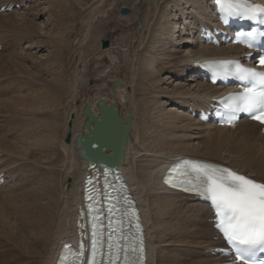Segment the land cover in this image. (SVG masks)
Listing matches in <instances>:
<instances>
[{"label":"bare ground","instance_id":"obj_1","mask_svg":"<svg viewBox=\"0 0 264 264\" xmlns=\"http://www.w3.org/2000/svg\"><path fill=\"white\" fill-rule=\"evenodd\" d=\"M29 1L1 0L0 5L8 7L9 4H28ZM44 1L49 17L57 19L69 5L68 0ZM144 1L121 0L115 3L114 10L116 6L120 8L131 4V13L120 15L127 16L132 30L126 29L129 34L123 35L119 42L102 43L103 50L95 54L92 52L90 62L93 67L89 69L94 72L92 80L95 82L96 79L99 83L93 87L96 95L88 102L81 101L76 107L68 101L64 106L66 115L56 108L66 94L61 73L56 72L63 68L61 60L58 63L49 61L50 58L44 70L38 69V64L27 70L23 61L31 63L27 58L29 55L17 51L12 53L13 42L34 38L33 49L30 46L28 51L47 46V41L44 43L39 39L40 33L34 22L44 13V8L37 14L31 13V19L0 16V43L6 40L2 46L12 51L5 56L6 61L0 63V76L4 77L5 72L11 69L15 70L13 73L24 76L17 77V82L9 83L13 85L11 90L16 93L15 96L0 99V178L3 179L0 186V264H54L62 244L76 240L74 226L77 211L82 206V183L85 176L91 173L87 170L88 160L80 158L75 139L87 132L84 126L86 118L82 115L84 106L88 103L90 113L96 116L99 99L104 100L107 106L113 104L122 119L126 115L131 117L122 164L117 169L122 171L140 211L145 244L144 264H226L230 261L214 253L216 248L224 246L207 222L211 218L208 207L192 197L166 189L162 185V176L169 164L188 158L227 167L264 184L262 127L245 119H239L232 128L218 127L200 123L191 115L200 109L208 111L214 104L212 99L224 93L222 87L206 82L198 63L217 57H244V54L238 46L216 47L201 36V28L219 26L210 0H168L181 15L186 12L184 8L190 9L186 14L192 22H187L184 31L192 36V29H197V33L192 38L184 34L179 40L175 39L190 48L186 56L179 55L182 54L179 47L174 52L166 51V55L165 51L153 52V49L164 47L168 50L171 47L173 38L169 34L173 35L174 29L172 26L171 29L170 26L166 28V22L162 20L164 17L161 19L158 16L156 22L152 20L155 11L161 8H158V0H152L150 7ZM96 2L102 5L104 0ZM256 2L264 3L263 0ZM165 7H168L167 3ZM38 9V6L33 8ZM168 18L170 16L166 21ZM173 18L176 19V16ZM193 21L195 26H192ZM87 26L90 27V24ZM12 35L16 36V40L13 38L15 41L10 39ZM159 40H164V43L160 44ZM50 41L53 53H58L62 47L60 43L65 42L60 38ZM195 46L198 49H192ZM40 64L46 65L41 61ZM85 67L78 71L80 78L74 76L70 81L69 96L72 98H78L77 91L83 82ZM122 73L125 76H121ZM162 73L174 78L185 75L188 83L178 85L177 90L168 93L161 87L165 81L161 79ZM114 80L120 82L119 87H113ZM127 84L131 87L130 92H126ZM8 89L2 88L0 96ZM164 103L186 106L190 112L185 117V114L165 111ZM118 106L122 107L121 111L124 108V112L117 110ZM63 120L65 125L69 122L70 127H64ZM174 132L177 135L180 132V137L175 138ZM186 133L196 137L190 138ZM64 134L68 135V142L63 141ZM194 138L200 140L197 145L190 143Z\"/></svg>","mask_w":264,"mask_h":264},{"label":"rangeland","instance_id":"obj_2","mask_svg":"<svg viewBox=\"0 0 264 264\" xmlns=\"http://www.w3.org/2000/svg\"><path fill=\"white\" fill-rule=\"evenodd\" d=\"M24 1L25 0H22V3H24ZM96 1L97 0H68L69 5H67L68 7H66V9H64L65 10V12L63 14L64 16L63 15L59 16L61 19L59 17H58V19L57 18H53L52 16L49 17L48 12L46 11L47 7L45 5V1L44 0L43 1L41 0L39 2L35 1V0H30L28 2V4H21V5H19V4H16V5L9 4L8 7H7V5H3L1 7L0 16L1 15H7L5 17H9V18L11 17V18L16 19V20H20V19H24V18H28V19L30 18L31 19L32 17H30V16L32 14H34V13L37 14L40 11V9L42 10L44 8V11H43L44 13H41L42 12L41 11L40 12L41 15L38 16L34 20V22L37 25L38 32L40 33L39 39L43 40L44 43H45V41H47L46 42L47 46H45V47L43 46L44 48L42 47L41 49H37V51H35V50L34 51L33 50L28 51L27 48L30 47V46H31L30 48L33 49L34 41H35V39L33 38V39H30L31 41L30 40H28V41L24 40L22 42H16V43L13 42V48H12L13 52H12L11 50H7L6 47L4 48L2 46L3 44L6 43V40H3V42L0 43V63L6 61L5 56H7L10 52L15 53V51H17L19 54H22V55H24L25 53L27 55H29V56H27V58H29L32 62L27 64L25 61H23L24 66L27 67L26 68L27 70L29 69V67L33 69L34 64L35 65L38 64V69H43V68L45 69L47 67V63L49 61L54 60L55 62L59 61L58 63H60V60H61V64L63 65V68H59L56 72H58V73L60 72L61 73V76L63 78L62 81H63V84H65V88H66V91L64 92V93H66L65 94L66 96L64 95L63 100L61 102V105L56 107V108H57V110H59L63 114L66 113V111L64 110V106H66L65 103L67 104L68 101H69V103L71 105L74 104L73 106L76 107V106H78L81 103V101H87L88 102L90 97L92 98L93 96L96 95L95 92H93V87H95V85H98L99 83L96 81V79H94L95 82L92 80L93 79L92 76H93L94 72L91 69H89V68L93 67L92 66L93 64L90 62L91 61L90 59L93 56L92 52L95 54L96 52H98L100 50H103L101 48L103 42H107L108 45L109 44H113L114 42L117 43V41L119 42V40L123 37V35H128L129 34L130 31H126V29L127 30H129V29L132 30V26H131L130 20L128 18H126L128 15L127 16H121L120 13H119L122 8L130 10V8L132 7L131 4H125V6L123 7V6H121V4H122L121 3V4H119L121 6L120 7L121 9L118 8L119 6L118 7L116 6L117 8L115 7V10H114L113 6L115 5V3H119L121 0H106V1L104 0L102 5L100 3H98V2H96ZM0 2H1V0H0ZM6 2L7 1H5V3ZM157 2H158V8H160V7L161 8L157 9V11H155V14H154L155 17H153L154 19H152V20H155L154 22H156V18H158V16H161V19L164 17L162 20L166 22V24H165L167 26L166 28H168L170 26L169 28L171 29V26H172L173 27L172 29H174L173 30L174 33H173V35H172V33L169 34L173 38L172 39L173 43L171 45L172 48L170 47L168 50L163 49L164 47L160 48V49L159 48L158 49H153V52H156V50H159V51H162V52L165 51V55H166L167 54L166 51L170 50V51L174 52L179 47L178 50H180L182 52V54L180 53L179 55L180 56L181 55L182 56H186L187 50L190 51L189 50L190 48H188L187 45H183V43L181 41H180V43L178 41H175V39L179 40V38H182L185 35H188V33H185L184 30H186L187 22H192V20L189 19L190 16H188L186 14V12L187 13L190 12V9L187 10V8H184L185 6L183 5L182 8H184L186 10V12H185L184 15H181L179 13V11L177 9H175V6L173 5V3H170V2L168 3V0H165V1L164 0H158ZM127 3H129V2H127ZM145 3L147 4L148 7L153 5L152 0H148V1L145 0L144 4ZM163 3H165V4L167 3V6H168L167 8L168 9L166 7L164 8L165 4H163ZM98 5H99V7H97ZM34 6L35 7L38 6L39 9L38 10H33V8H35ZM29 7H32V8L29 9ZM162 8H164L163 11H162ZM117 11H119V12H117ZM160 11H162V12H160ZM129 13H131V12H129ZM157 14H159V15H157ZM167 16H170V18H168V21H166L167 20ZM174 16H176V19L173 18ZM187 16H188V18L185 19V21H183V19L186 18ZM121 17H122V19H121ZM196 18H199V17H196ZM104 20H107V21L105 22ZM123 22H124V24H123ZM88 23L90 24V27L87 26ZM118 24H119V26H118ZM139 24H141V25H139ZM139 24H138L139 26H141V27L143 26L142 23H139ZM0 25H2V23H0ZM124 25L128 26V27H125ZM41 26H42V28H41ZM174 26H175L176 29L174 28ZM192 26H195V22L194 21L192 23ZM92 27H93V29H92ZM96 29H97V31H96ZM89 30H91V31H89ZM121 32H122V34H121ZM192 32H193L192 33L193 35H196L197 29H192ZM6 34H9V33H6ZM1 35H2V33L0 32V36ZM170 36H169V38H170ZM188 36L190 38H192L191 35H188ZM9 37H11L10 38L11 40H14L13 38H15L16 36L12 35V36H9ZM37 38L38 37H36V40H37ZM59 38L62 41L65 40V42L63 41V43H65V44H63L61 42L60 44H61L62 47H60V49H59L60 51H57L58 53H56V51L53 53V51L51 50L52 47H50L49 41L51 39H58L59 40ZM15 40H16V38H15ZM160 42L164 43V40H162V41L159 40V43ZM159 43H157L156 46H158ZM84 45L86 47L85 49H84ZM117 47H120V45H117ZM149 47H152V45H149ZM216 47H219V46H216ZM192 49L195 50V49H198V48L195 46ZM218 50L219 49H217V51ZM52 55L54 56V59H52V57H51ZM129 56H131V55H129ZM56 59H57V61H56ZM40 61H41V63H45L46 64V65L44 64L45 67L40 64ZM103 64H104V67L107 66L104 61H103ZM84 65L87 68L85 67L86 70L84 69V74L82 76V81H83L82 84H81L82 88L80 87V90L77 91V93H79V95L77 96L79 99L78 98H72V97L69 96L70 92H71V88H70V83L71 82L70 81H71L72 78H74V76L77 77V78H80V76L78 74V71L82 70V67H84ZM41 66H42V68H41ZM51 66L53 67V65H51ZM14 71L15 70H13V69H11L9 71H6L5 72V76L8 75L6 77L5 76L4 77L0 76V90L2 88H4V89L6 88V90H7L9 88V86H10V88L8 89V92H4L0 96V99H10L11 97L16 95V93H14L13 90H11V88H13V85H10L9 83H10V81L13 82V83L17 82L18 81L17 77L22 78L24 76L23 75L20 76L19 74H15V73H13ZM62 71H64V72H62ZM63 75H64V77H63ZM120 75L121 76H125L124 73H122ZM121 76H120V78H122ZM184 76L185 75H181V77H177V78L175 77L174 78V77H172V75H168V74L165 75L164 73H162L161 74V79L165 80V81H164V83L162 84L161 87L163 89H165L166 92L171 93V92L177 90L178 85H183L184 86L185 84L188 83V79L186 77H184ZM189 78H190V76H189ZM85 85L88 87L87 89H86ZM173 88H174V90H173ZM80 91H81V94H80ZM130 91H131V87L128 85L126 87V92H130ZM163 101H165V99ZM162 105H163V109H165V111L166 110L173 111V112L181 114V115L185 114L184 115L185 117H186V115H188L187 113L190 112V111H188L189 109L187 110L186 106L185 107L184 106L180 107V105H178V104H171V103H164ZM121 106L124 107V105H121ZM118 107L119 108L117 110H119L120 112H122V111L124 112V108L121 111L122 107H120V106H118ZM185 110H187V111L185 112ZM191 115H193V114H191ZM0 123H1V119H0ZM62 124H63L64 127L68 128V126H66V125H69V122L65 125V120H63ZM194 132H198V131H194ZM175 133L176 132H174L175 138L177 136L180 137L179 136V134H181L180 132L178 133V135L175 134ZM186 134H188V133H186ZM188 135L190 136V138H193V136L196 137L193 134H191L192 135L191 136L190 133ZM67 136L64 134V136L62 138L64 142H65ZM199 141L200 140H198L197 138L196 139L194 138V139L190 140V143H191V145L192 144L193 145H197V143ZM183 143H185V142H183ZM69 180L70 179H68L67 181H69ZM207 222L210 225V222L209 221H207Z\"/></svg>","mask_w":264,"mask_h":264},{"label":"snow or ice","instance_id":"obj_3","mask_svg":"<svg viewBox=\"0 0 264 264\" xmlns=\"http://www.w3.org/2000/svg\"><path fill=\"white\" fill-rule=\"evenodd\" d=\"M217 2L222 7H227L230 12L233 9L239 12L240 6H243L247 8L249 18H256L257 13H259L262 17L261 22H264V8L247 5L244 0H217ZM260 63L264 64V57L260 58ZM237 71L240 74V79L258 78L260 84L264 85V73H257L239 66H237ZM240 99L243 102L244 111H253L259 108V113L255 114L253 118L264 123V89L257 92L250 88L243 93ZM182 163L184 166V171L180 173L182 178L173 186L183 187L185 191L195 192L211 201L219 218L217 227L221 230L226 243L230 249L234 250L237 260L242 261L243 264H248V259L255 255L256 250L264 251V184L257 183L227 168L195 161ZM170 171L179 172V165ZM173 179L174 177L169 176L166 182H171ZM89 183H91L90 180ZM107 187L110 185L106 181ZM115 210L116 205L114 204L108 209V212L112 215ZM97 226L98 222H93L91 259L88 264H117L118 261L120 264H128L129 249L126 242H121L123 235L116 241L115 245L111 242L112 233L116 229H112L109 233L107 260L97 261L98 251L103 248L102 241L97 238L102 235V233L97 232ZM109 227H111V223ZM136 228L137 231L140 230L138 223ZM65 249H69V246L65 245ZM138 251L139 260L142 264L144 253L142 236L139 237ZM131 252H137V248L133 247ZM101 255L103 257L105 254L101 253ZM76 256L78 258L83 256V245H81ZM233 264H236V260L233 261ZM261 264H264V261H261Z\"/></svg>","mask_w":264,"mask_h":264},{"label":"water","instance_id":"obj_4","mask_svg":"<svg viewBox=\"0 0 264 264\" xmlns=\"http://www.w3.org/2000/svg\"><path fill=\"white\" fill-rule=\"evenodd\" d=\"M128 13V9L120 10L121 15ZM119 86L120 82L114 80L113 87ZM98 102L100 106L96 116L90 113L88 103L84 106L82 115L86 118L84 126L87 132L77 137L75 142L80 149V158L88 160L92 170L100 172L103 168H117L122 164L123 149L131 129V117L126 115L122 119L113 104L107 106L101 99ZM68 141L67 136L65 142Z\"/></svg>","mask_w":264,"mask_h":264}]
</instances>
